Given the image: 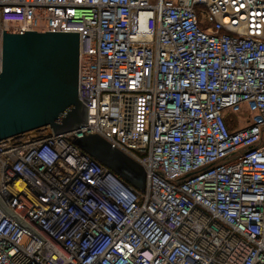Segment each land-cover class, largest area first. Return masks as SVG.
Segmentation results:
<instances>
[{"label": "built area", "instance_id": "2783aa9c", "mask_svg": "<svg viewBox=\"0 0 264 264\" xmlns=\"http://www.w3.org/2000/svg\"><path fill=\"white\" fill-rule=\"evenodd\" d=\"M7 29L80 35L89 113L0 141V264H264V0H0V72Z\"/></svg>", "mask_w": 264, "mask_h": 264}, {"label": "water", "instance_id": "95a60500", "mask_svg": "<svg viewBox=\"0 0 264 264\" xmlns=\"http://www.w3.org/2000/svg\"><path fill=\"white\" fill-rule=\"evenodd\" d=\"M80 35L76 32L4 30L0 72V141L39 131H79L89 109L79 97ZM73 142L137 190L145 168L99 134L80 132ZM0 208L25 225L0 196Z\"/></svg>", "mask_w": 264, "mask_h": 264}]
</instances>
